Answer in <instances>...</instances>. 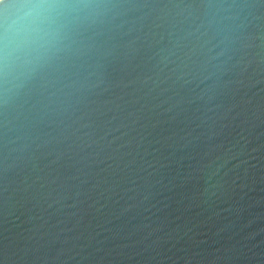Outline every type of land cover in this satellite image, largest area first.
Wrapping results in <instances>:
<instances>
[{"label":"water","instance_id":"1","mask_svg":"<svg viewBox=\"0 0 264 264\" xmlns=\"http://www.w3.org/2000/svg\"><path fill=\"white\" fill-rule=\"evenodd\" d=\"M0 264H264V0H0Z\"/></svg>","mask_w":264,"mask_h":264},{"label":"clouds","instance_id":"2","mask_svg":"<svg viewBox=\"0 0 264 264\" xmlns=\"http://www.w3.org/2000/svg\"><path fill=\"white\" fill-rule=\"evenodd\" d=\"M33 34L31 32H22L19 36L13 37L11 33H9L7 30L5 31V44L6 48L7 46L12 43L14 40L19 41H26L28 40Z\"/></svg>","mask_w":264,"mask_h":264}]
</instances>
